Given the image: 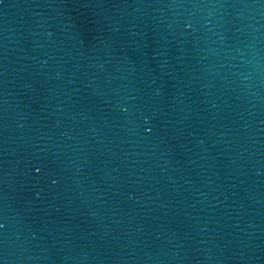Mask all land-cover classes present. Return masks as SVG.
I'll use <instances>...</instances> for the list:
<instances>
[{
  "label": "water",
  "instance_id": "obj_1",
  "mask_svg": "<svg viewBox=\"0 0 264 264\" xmlns=\"http://www.w3.org/2000/svg\"><path fill=\"white\" fill-rule=\"evenodd\" d=\"M0 264H264V0H0Z\"/></svg>",
  "mask_w": 264,
  "mask_h": 264
}]
</instances>
